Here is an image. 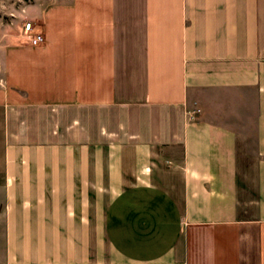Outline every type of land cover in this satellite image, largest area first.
Returning <instances> with one entry per match:
<instances>
[{
  "label": "crops",
  "instance_id": "crops-1",
  "mask_svg": "<svg viewBox=\"0 0 264 264\" xmlns=\"http://www.w3.org/2000/svg\"><path fill=\"white\" fill-rule=\"evenodd\" d=\"M23 13L46 41L0 36V264H264V0Z\"/></svg>",
  "mask_w": 264,
  "mask_h": 264
},
{
  "label": "rangeland",
  "instance_id": "rangeland-1",
  "mask_svg": "<svg viewBox=\"0 0 264 264\" xmlns=\"http://www.w3.org/2000/svg\"><path fill=\"white\" fill-rule=\"evenodd\" d=\"M34 0H0V36L20 35L28 40L22 21L25 7ZM5 23L6 26L3 25ZM18 24V25H17Z\"/></svg>",
  "mask_w": 264,
  "mask_h": 264
},
{
  "label": "built area",
  "instance_id": "built-area-1",
  "mask_svg": "<svg viewBox=\"0 0 264 264\" xmlns=\"http://www.w3.org/2000/svg\"><path fill=\"white\" fill-rule=\"evenodd\" d=\"M24 33L28 35V42L33 46H38L46 41L43 33L38 32L32 21H26L23 24Z\"/></svg>",
  "mask_w": 264,
  "mask_h": 264
}]
</instances>
